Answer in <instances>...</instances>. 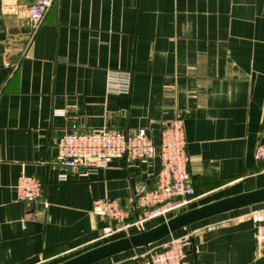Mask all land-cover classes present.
Instances as JSON below:
<instances>
[{
	"label": "crops",
	"instance_id": "0c3cea01",
	"mask_svg": "<svg viewBox=\"0 0 264 264\" xmlns=\"http://www.w3.org/2000/svg\"><path fill=\"white\" fill-rule=\"evenodd\" d=\"M36 0H0V264H59L104 243L109 224L96 199L118 200L137 217L134 190L154 187L150 160L113 159L106 169L69 170L56 143L68 131L146 128L182 118L191 201L187 210L264 188L255 150L264 132V0H58L35 28ZM110 69L133 72L129 96L108 92ZM56 110L66 115H55ZM43 199H18L22 173ZM69 174L59 181L61 173ZM264 201L197 221L150 245L194 233L188 264H264L257 223ZM146 247L94 264H138Z\"/></svg>",
	"mask_w": 264,
	"mask_h": 264
},
{
	"label": "built area",
	"instance_id": "2783aa9c",
	"mask_svg": "<svg viewBox=\"0 0 264 264\" xmlns=\"http://www.w3.org/2000/svg\"><path fill=\"white\" fill-rule=\"evenodd\" d=\"M58 0H36L27 9V15L38 28L45 20L49 9ZM108 92L129 96L133 89V72L110 69L107 75ZM55 115H66L56 110ZM258 143L255 156L264 162V132ZM187 139L182 118L164 122L158 144L146 128L126 132L104 127L97 131L82 132L74 129L66 132L56 143L58 158L69 170L84 168L88 171L106 169L116 158L150 160L158 154L161 168L156 176L154 187L140 182L135 190L138 212L130 218V210L111 198L96 199L92 211L104 216L109 224L103 229V237L137 227L145 229V222L157 217H167L187 205L194 197L195 189L189 169ZM69 174L61 173L59 181H67ZM18 199L34 204L43 199L42 181L34 174L22 173L17 183ZM255 239L257 247L264 250V221L257 223ZM194 245V233L174 236L157 247L136 257L138 264H188L189 249Z\"/></svg>",
	"mask_w": 264,
	"mask_h": 264
},
{
	"label": "water",
	"instance_id": "95a60500",
	"mask_svg": "<svg viewBox=\"0 0 264 264\" xmlns=\"http://www.w3.org/2000/svg\"><path fill=\"white\" fill-rule=\"evenodd\" d=\"M263 201L264 188L211 202L177 214L152 228L142 229L137 233L99 245L59 264H94L135 248H149L151 244L182 228L189 229L197 221Z\"/></svg>",
	"mask_w": 264,
	"mask_h": 264
},
{
	"label": "rangeland",
	"instance_id": "374dc122",
	"mask_svg": "<svg viewBox=\"0 0 264 264\" xmlns=\"http://www.w3.org/2000/svg\"><path fill=\"white\" fill-rule=\"evenodd\" d=\"M168 216H169V215H168ZM158 218H163V219H164L165 217H157V218H154V219L148 220L147 223H148L149 221L156 220V219H158ZM168 219H169V218H168ZM168 219H167V220H168ZM145 223H146V222H145ZM145 226H146V225H145ZM113 235H115V234H113ZM110 236H112V235H110ZM102 237H103V236H102ZM107 237H109V236H107ZM103 238H105V237H103Z\"/></svg>",
	"mask_w": 264,
	"mask_h": 264
}]
</instances>
